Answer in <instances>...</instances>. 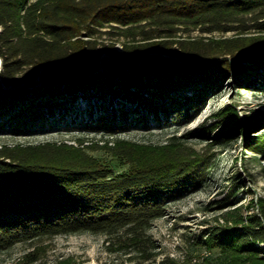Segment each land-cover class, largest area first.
<instances>
[{"label":"trees","instance_id":"obj_1","mask_svg":"<svg viewBox=\"0 0 264 264\" xmlns=\"http://www.w3.org/2000/svg\"><path fill=\"white\" fill-rule=\"evenodd\" d=\"M106 25L126 28L122 56L96 38ZM143 26L158 33L163 28L167 37L178 27L191 26L204 34L239 31L243 36L212 43L154 41L163 36L138 34ZM139 35L143 38L137 40ZM216 49L255 66L240 81L244 87L256 91L264 83V0H0V133L28 135L53 121L57 126L77 118L78 110L70 109L81 93L87 101L94 95L93 106L103 100L99 109L86 114L85 130L92 133L118 135L131 124L148 129L155 120H191L233 71L227 57L214 64ZM191 59L210 63H188ZM163 67L158 84L140 80ZM173 68H200L202 79L174 87ZM237 72L239 79L244 68ZM217 118L209 128L189 135L209 138L225 122L218 135L223 139L246 131L232 107ZM76 141L0 146V253L24 242L91 233L106 235L111 243L125 240L131 251L151 259L156 244L149 230L167 215L171 202L206 181V160L178 143L166 147L164 162L145 163L135 157L140 147L127 140L98 148ZM257 142H251L256 149ZM104 148L130 169L119 171L89 154ZM229 202L220 201L225 207ZM260 211L241 229L204 230L197 245L259 259L264 252L256 247L264 242L263 205Z\"/></svg>","mask_w":264,"mask_h":264},{"label":"rangeland","instance_id":"obj_2","mask_svg":"<svg viewBox=\"0 0 264 264\" xmlns=\"http://www.w3.org/2000/svg\"><path fill=\"white\" fill-rule=\"evenodd\" d=\"M250 24V23H248ZM118 28L106 25L96 35L99 42L106 47H112L121 56L124 53V44L127 41L123 36L126 30L121 25ZM163 29V28H162ZM152 26L138 28V34L150 33L156 40H203L212 43L217 40L243 36L239 31L230 33L204 34L199 28L178 27L173 37H167L168 31ZM137 36V40L143 38ZM251 34L244 35L245 37ZM213 47V46H211ZM182 54L179 46H175ZM217 59L214 64L222 63L226 57L231 63L233 71L227 75L224 84L217 89L203 104L200 111L192 113V119L170 120L169 123L153 121L150 128L141 125H129L121 134L92 133L85 130L88 122L86 114L99 109L103 103L93 106L94 95H77V101L70 109L78 110L77 118L70 117L56 126L53 121L46 128L28 135H17L13 132L0 133L1 145H37L46 142L79 144L76 139L85 141V145L93 147L113 146L116 140L123 139L135 143L140 147L135 157L145 163L167 159L166 147L178 143L182 147L195 152L204 158L203 171L207 174L206 181L201 187L169 204L167 215L154 221L149 235L155 241L156 249L151 259L131 251L125 240L114 239L111 243L106 235L82 233L63 235L55 238H44L33 242H24L0 253V264H264V252L259 259L251 260L248 255L225 253L219 249L210 250L197 245L196 237L204 230L215 228H242L247 218L260 214L264 206V83L256 91L247 89L240 83L252 73L255 66L251 63H242L238 58L216 49ZM105 54L104 57H108ZM198 61L207 64L210 61L191 59L188 63ZM244 68L239 79L236 74ZM165 68L152 70L140 77L144 83H159L157 75ZM170 70V69H169ZM29 72V70H28ZM137 72V71H136ZM202 70L173 68L171 75L173 86L178 88L193 80L202 79ZM215 73H219L215 70ZM190 85L188 84V87ZM259 86V84H258ZM33 94L32 92L30 93ZM234 108L237 116L243 118L246 131H237L229 138L218 136L228 122L223 123L209 138H201L190 133H199L218 121V112ZM70 113V112H69ZM69 122V126L66 125ZM73 122L74 124H71ZM258 140V149L251 142ZM251 146V147H250ZM253 146V147H252ZM145 148V149H141ZM89 154L100 161L113 165L119 171L130 169L124 159L112 156L108 149L89 151ZM202 170V169H200ZM229 198L230 207H225L221 200ZM229 220V221H227ZM112 244V245H110ZM257 248L264 249V242L256 244Z\"/></svg>","mask_w":264,"mask_h":264},{"label":"water","instance_id":"obj_3","mask_svg":"<svg viewBox=\"0 0 264 264\" xmlns=\"http://www.w3.org/2000/svg\"><path fill=\"white\" fill-rule=\"evenodd\" d=\"M105 55V54H104ZM104 55H103V57H104ZM3 59L2 58H0V73L2 72V70H3ZM37 81H40V77H39V74L37 75ZM23 86V85H22Z\"/></svg>","mask_w":264,"mask_h":264}]
</instances>
